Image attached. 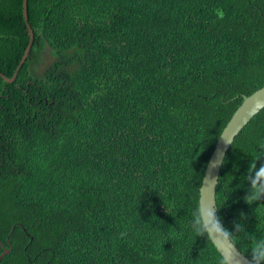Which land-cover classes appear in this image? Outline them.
Listing matches in <instances>:
<instances>
[{"label": "trees", "instance_id": "obj_1", "mask_svg": "<svg viewBox=\"0 0 264 264\" xmlns=\"http://www.w3.org/2000/svg\"><path fill=\"white\" fill-rule=\"evenodd\" d=\"M28 21L29 55L14 82L0 77L1 264H219L192 214L220 132L264 85V0H28ZM28 41L22 0H0L6 76ZM45 43L53 61L35 78ZM261 154L264 107L215 194L223 225L244 224L235 245L249 258L264 200L243 197Z\"/></svg>", "mask_w": 264, "mask_h": 264}, {"label": "water", "instance_id": "obj_2", "mask_svg": "<svg viewBox=\"0 0 264 264\" xmlns=\"http://www.w3.org/2000/svg\"><path fill=\"white\" fill-rule=\"evenodd\" d=\"M22 14L26 24L29 41L27 46L13 72L11 77L6 76L0 71V77L6 82H14L17 77L18 71L26 61L31 47L34 41V32L28 21V0H22ZM264 107V85L254 90L252 93L243 96L242 102L234 110L230 116L228 122L220 132L214 148L207 161L205 171L199 187V203L201 201L207 204H213L216 206V186L218 183L221 166L223 164L224 157L228 152L234 138L242 130V128L250 121V119L258 113ZM14 226H12L11 231ZM223 257L234 259L235 264H248L250 258L242 253L237 246L233 247L232 244L224 243L220 241L211 240ZM0 246L2 252L0 253L1 259L10 252V248H7L0 240Z\"/></svg>", "mask_w": 264, "mask_h": 264}, {"label": "clouds", "instance_id": "obj_3", "mask_svg": "<svg viewBox=\"0 0 264 264\" xmlns=\"http://www.w3.org/2000/svg\"><path fill=\"white\" fill-rule=\"evenodd\" d=\"M219 15L222 19L223 13ZM261 156H264V154L257 155L250 162L247 170L246 181L249 184V191L243 199L248 205H251L255 201L264 200V163H261L259 167H257L256 163ZM219 209L213 204L210 205L201 201L192 214V230L196 236L229 243L235 247L236 234L245 232V226L241 222H234V230L230 231L223 225L220 217L217 215ZM244 218L245 214L241 213V220ZM125 235V232L121 233V237ZM248 239L251 241V255L248 264H264V237L258 238L255 234L249 233ZM219 264H235V260L222 256Z\"/></svg>", "mask_w": 264, "mask_h": 264}, {"label": "rangeland", "instance_id": "obj_4", "mask_svg": "<svg viewBox=\"0 0 264 264\" xmlns=\"http://www.w3.org/2000/svg\"><path fill=\"white\" fill-rule=\"evenodd\" d=\"M53 61L51 49L47 43L39 51L36 57L30 63V74L35 78H41L47 66Z\"/></svg>", "mask_w": 264, "mask_h": 264}]
</instances>
